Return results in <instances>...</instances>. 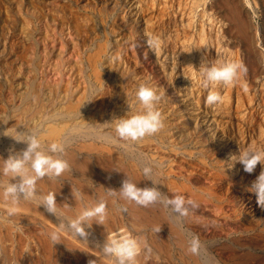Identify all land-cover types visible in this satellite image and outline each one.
<instances>
[{"label":"rangeland","instance_id":"374dc122","mask_svg":"<svg viewBox=\"0 0 264 264\" xmlns=\"http://www.w3.org/2000/svg\"><path fill=\"white\" fill-rule=\"evenodd\" d=\"M225 60L243 66L247 90L217 84L222 102L208 105L199 66ZM141 83L159 95L163 126L121 140L116 119L141 110ZM29 131L44 151L65 145L69 167L43 177L64 191L58 213L74 218L77 204L104 199L106 219L82 240L35 199L8 217L0 197V264H115L101 244L124 233L140 242L135 264H264V208L252 189L264 165L249 173L235 160L239 148L264 149V0H0V161L26 147L14 137ZM145 164L165 196L195 202L186 216L119 196L126 177L152 186Z\"/></svg>","mask_w":264,"mask_h":264},{"label":"clouds","instance_id":"9594fccd","mask_svg":"<svg viewBox=\"0 0 264 264\" xmlns=\"http://www.w3.org/2000/svg\"><path fill=\"white\" fill-rule=\"evenodd\" d=\"M159 43L160 41L156 37L148 39L151 48L159 47ZM243 71V66L234 60L211 64L202 62L199 66V83L204 88L211 86L213 89L208 91L205 103L216 105L222 102L221 95L214 90L217 84L235 86L239 83L240 87L247 90L246 84L240 80ZM135 97L142 106L141 110L130 115L117 117L114 125L115 136L121 140L138 141L145 136L156 133L163 126L161 113L156 108V102L160 97L154 88L141 83L135 91ZM14 138L17 141H25L26 147L20 152L9 154L0 161V175L9 178L6 184L0 186V197L6 202V215L11 217L17 213V205L21 199H35L37 206L43 205L47 212L54 214L59 219V224L64 225L66 223L67 228L77 237L83 238L82 240L86 239V228L90 227L93 222L103 224L106 219L104 199H100L91 206L83 207L74 218H68L62 213H58L56 192L38 194L37 180L45 176L49 178L59 176L69 167L67 160L59 155L65 150L64 143L52 141L48 144L47 151H44L41 148V140L31 131L26 133V138ZM106 139L111 141L113 138L107 137ZM235 160L240 162L244 171L251 173L258 162L264 165V149L251 145L243 149L239 148ZM152 171L151 164H145L142 167L143 177L150 179L153 182L152 186L140 187L136 182L126 177L118 188L119 196L144 206L160 201L166 207H170L178 217L186 216L189 210L188 205L195 207V202L186 201L182 195L165 196L155 186L157 182L152 178ZM252 189L257 194L258 206L264 208V168L256 175ZM110 193L115 194V188L110 187ZM159 230L160 227L155 229L157 232ZM49 238L54 244L59 242L58 232L51 231ZM199 247V239L193 236L189 242V250L195 253ZM101 248L103 253L114 258L115 264H135V258L140 250V242L128 233L109 235L105 236ZM89 264H93V261L90 260Z\"/></svg>","mask_w":264,"mask_h":264},{"label":"bare ground","instance_id":"6f19581e","mask_svg":"<svg viewBox=\"0 0 264 264\" xmlns=\"http://www.w3.org/2000/svg\"><path fill=\"white\" fill-rule=\"evenodd\" d=\"M56 192L55 193V196H56V199L63 202V198H64V191L61 190V189H58L55 187V184H53L51 181H49L48 183H45V180L44 178H40L37 180V192L38 194H46L48 192ZM75 209L77 210H81V207L79 204H77L75 206Z\"/></svg>","mask_w":264,"mask_h":264}]
</instances>
